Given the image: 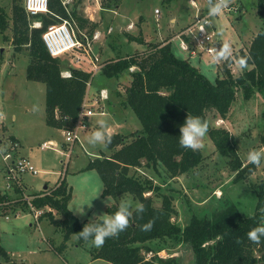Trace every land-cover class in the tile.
<instances>
[{
  "label": "rangeland",
  "instance_id": "374dc122",
  "mask_svg": "<svg viewBox=\"0 0 264 264\" xmlns=\"http://www.w3.org/2000/svg\"><path fill=\"white\" fill-rule=\"evenodd\" d=\"M23 1H20L22 5ZM61 1L68 13L67 21L70 23L76 38L83 44L78 51H68L59 55L67 63L63 69L76 67L90 71L92 76L95 75L91 87L98 84L110 87L114 83V79H106L97 72L102 64L115 54L107 42L112 35L116 38L113 43L118 45L117 50L122 55L146 51L148 43H169L172 49L181 56V50L177 45L178 40L173 36L188 26L196 15L208 12L209 5L208 0H192L194 3L191 0ZM102 2L110 5L102 7ZM114 3L119 4V12L114 14L115 16L111 13L107 14V10L112 9ZM0 5L4 9L8 21L6 30L0 32V109L8 117L6 129L4 130L3 125L0 129V140L3 141L2 148L4 149L9 147L10 140L15 142L14 149L10 148L12 157L9 162L15 157H28L37 171L36 174H22L17 191L14 190L17 187L14 185V180H8L1 176L0 186H3L4 179L5 185L8 182L12 188L9 197L10 200L14 201L11 204L14 209H8L7 213L12 215L17 211H26L35 215L36 211L34 210L39 209L43 212L50 210L48 206L37 209L30 206L29 203L35 194L40 195L43 190L54 188L57 182L64 177L67 184L69 183L72 187L68 208L81 221L86 220L88 222L99 219L97 217L99 215L110 214L106 208L114 203L119 207L120 200L124 196H130L134 201H137L129 194H123L116 199L103 196L102 191L101 194L99 193L103 185L99 174L94 169H85L92 157L101 152L109 153L108 149L93 148L86 143L85 138L98 126L96 122L91 124L92 121H90L88 122L89 127L78 130V139L70 151L67 149L64 140L66 129L58 131L55 127L45 124V85L42 82L26 78V66L29 61L27 53L24 50L22 52L13 50L12 0H0ZM156 9L158 13L155 12ZM77 17L87 21L82 28ZM210 18L211 24L216 30L215 32L213 29L214 36L220 49L226 41L231 44L232 55L228 58L232 62L227 67L233 75H238L241 70L238 68L237 61L244 58L252 38L260 28L264 27L256 13V0H230L229 7L222 14ZM93 19H96L97 22ZM92 23L96 25L93 30L90 29ZM117 25L121 27L118 28ZM125 32L141 36L144 43L141 45L139 42H129ZM188 44L191 49L193 45L190 42ZM135 48L137 49L135 50ZM195 52L197 54L193 56L198 55L200 60L203 58L205 63L201 61L200 68L204 70V74L210 80L224 74L223 63L228 58L214 60L215 54L202 53L197 50ZM182 53L187 57L186 59L192 62L190 60L193 57L190 56L191 54ZM131 69L133 67L124 71L122 76L116 79V91L123 93L125 87L129 85ZM126 74L128 78L125 77ZM95 98L98 101L96 104H90L89 107L94 106L93 108H97L96 111L100 113H103L104 110L107 111V109L113 112L107 104L112 97L103 100L99 96H95ZM85 99L83 103L88 107ZM112 100L117 102V98H112ZM101 116L107 118L111 131L116 133L128 134L141 128L138 118L130 107H126L121 112L117 110L114 117L94 114L91 119L97 121V118ZM205 119L210 127L225 128L232 134L233 143L244 164L249 162L246 155L250 150H264V145L260 142V135L264 134V99L259 93L255 92L250 99H244L241 90H238L225 119L220 118L214 111L207 112ZM3 122L5 123L4 120ZM48 139L55 142L57 148H42V143ZM204 145V148L200 149L203 160L190 171L169 180L168 184L174 189L173 206L175 212L172 215V220L185 225L192 214L202 218L209 214L212 206L216 205L217 200L222 197L231 200L243 216H251L257 203L256 193L252 187L254 184L264 183V162L255 165V170L249 175L245 174L246 178L243 181H234L236 171L229 164L231 156L220 155L208 133L204 138ZM1 159L0 155L2 167ZM129 174L141 178L149 177L157 183H161L164 176L160 167L155 170L148 164L131 167ZM11 183L14 184L11 185ZM44 184H47L45 189L42 188ZM153 198L155 205L161 204V197L153 195ZM81 205H84V215L75 212ZM52 212L55 216L60 217L55 210ZM40 216H34L35 222ZM30 221L31 219L27 214L9 220L0 216V245L18 262L21 261L24 264H65L63 260H66L72 264H112L102 259H90L88 257L90 243L76 247L77 237L74 234L67 241L68 247L62 251L61 256L53 250L38 251V246L41 245L43 248L47 244L45 239L52 244L57 243L59 245L62 234L46 218L40 221L39 227L33 221L30 225ZM159 244L164 246V249L158 253L148 252L146 254V257H152L156 264H159L158 258L167 259L171 257H176L178 264L194 263L193 251L189 245L183 242L179 244L174 240ZM0 264H6L1 256Z\"/></svg>",
  "mask_w": 264,
  "mask_h": 264
},
{
  "label": "trees",
  "instance_id": "16d2710c",
  "mask_svg": "<svg viewBox=\"0 0 264 264\" xmlns=\"http://www.w3.org/2000/svg\"><path fill=\"white\" fill-rule=\"evenodd\" d=\"M20 1L12 0L13 50L27 53L26 78L45 85L46 124L60 129L72 128L92 73L68 67L71 75L62 76L61 72L67 63L59 56L50 55L42 41V33L48 25L68 18L66 8L61 0H48L49 13L29 16ZM109 5L101 3L102 7ZM256 13L264 26V0H256ZM34 20L40 21L41 25L32 27ZM77 20L81 28L87 22L80 17ZM7 27L6 13L0 5V32H4ZM94 27L96 25L92 23L90 29ZM126 37L129 41L144 43L141 36L126 33ZM113 41L112 45L118 48ZM115 50L117 56L102 64L100 72L106 79L115 80L133 67L129 85L123 93L116 91V94L123 107L133 110L141 128L128 134L111 133V143L107 147L109 153L101 152L92 157L85 169L97 171L103 184V196L116 199L129 194L143 202L146 211L142 216L134 214L126 230L117 237L107 238L102 247L90 244L88 251L92 258L112 264H156L146 254L158 253L164 249L159 243L174 240L191 247L193 264H264V242H253L247 236L252 228L263 222L264 183L252 187L257 203L251 216H243L231 200L222 197L212 206L208 215L201 218L192 214L185 225L172 220L175 212L174 189L168 184L169 180L190 171L203 160L200 150L194 151L179 145L180 126L187 115H199L205 119L207 112L214 111L225 119L238 90H241L244 99H250L255 92L264 99V27L256 32L244 55L247 59L246 68L238 75H233L227 67L232 62L228 58L223 63L224 74L214 80H210L188 59L177 56L169 43H148L146 51L130 55H122ZM208 135L220 155L231 156L229 164L236 171L234 181H243L245 174L249 175L255 170V164H244L241 160L233 136L227 129L209 126ZM260 142L264 145V134L260 135ZM147 164L155 170L159 167L162 169L164 176L161 183L149 177L129 174L131 167ZM14 190H19V187ZM71 190L65 178H61L54 188L43 190L31 199L32 206L37 209L44 206L50 208L40 217L48 219L60 230L62 240L59 245L52 247L60 256L73 234L77 237L78 246L90 243L78 239V233L89 221L79 220L68 208ZM153 195L161 197L160 205L154 204ZM12 203L14 201L9 196L1 194V214H5L6 209H14ZM117 209L114 203L106 211L112 214ZM52 210L60 217L55 216ZM149 220L155 221L152 229L143 231L142 225ZM0 256L6 264H22L16 263L1 245ZM157 262L178 264V259L158 258Z\"/></svg>",
  "mask_w": 264,
  "mask_h": 264
},
{
  "label": "clouds",
  "instance_id": "9594fccd",
  "mask_svg": "<svg viewBox=\"0 0 264 264\" xmlns=\"http://www.w3.org/2000/svg\"><path fill=\"white\" fill-rule=\"evenodd\" d=\"M230 0H209V17H216L223 13L229 7ZM232 55L230 42H224L222 48L213 57L214 60L228 58ZM238 68L243 70L247 66V59L241 58L237 61ZM97 128L88 135L86 143L93 147L107 149L111 143V129L107 118H97ZM208 122L199 115H187L184 123L180 126L179 145L182 148L200 150L204 148V138L208 133ZM247 160L255 165L264 162V150L253 149L246 155ZM87 205V204H84ZM84 205L78 206L75 212L84 215ZM146 211L145 204L140 201H134L130 196L121 198L118 209L112 214H102L98 220H90L83 226L78 233V239L90 242L91 245L102 247L107 238L117 237L129 226L134 214L142 216ZM154 220H149L142 225L143 231H150L154 225ZM248 239L261 243L264 242V222H261L247 233Z\"/></svg>",
  "mask_w": 264,
  "mask_h": 264
},
{
  "label": "built area",
  "instance_id": "2783aa9c",
  "mask_svg": "<svg viewBox=\"0 0 264 264\" xmlns=\"http://www.w3.org/2000/svg\"><path fill=\"white\" fill-rule=\"evenodd\" d=\"M191 2L194 3V1L192 0ZM23 6L29 16H33L38 13H49L48 0H24ZM155 12L158 13V10L156 9ZM207 13L208 12L196 15L195 19L188 26L184 27V29L181 30L178 34L179 49L182 52H187L188 54H191L190 56H193L197 54L196 52L194 53V51L197 50L198 52H206L212 55H216L220 50L218 41L214 36L215 32L211 24V18L207 15ZM40 25V21H34L31 26L39 27ZM42 41L49 54L52 56H59L60 54L66 53L68 51H78L83 46L82 42L76 38L67 19H61L59 23L48 25L45 31L42 33ZM188 42L193 45L191 49ZM75 57L79 59V57ZM61 75L64 77H69L71 75V72L69 69H63ZM98 95L102 100L108 98L106 89H101ZM93 114H95V112L91 108L86 107L85 103L82 102L75 125L72 128L66 129L64 131V140L69 151L74 142L78 139V130L85 127V123L83 121L84 118ZM2 125L3 120L0 113V129L2 128ZM14 143V141L10 140L9 147L4 149L2 148L3 141L0 140V155L6 165V178L8 180L15 181V184L11 183V185L14 184L19 186L20 183L18 182L22 174H36L37 171L31 161L24 156L15 157L9 162V159H11L12 157L10 148L12 150L14 149ZM41 147L57 148L56 144L52 141L43 142ZM29 205L32 206L31 203H29ZM31 208L33 209V207ZM34 211H36L34 215L35 217L40 216L43 213V210L39 209Z\"/></svg>",
  "mask_w": 264,
  "mask_h": 264
},
{
  "label": "crops",
  "instance_id": "0c3cea01",
  "mask_svg": "<svg viewBox=\"0 0 264 264\" xmlns=\"http://www.w3.org/2000/svg\"><path fill=\"white\" fill-rule=\"evenodd\" d=\"M166 3V2H165ZM167 4V3H166ZM168 5V4H167ZM169 6V5H168ZM107 14H117L118 12H119V4L117 3V4H115V6H113V8L112 9H108L107 10ZM114 15V16H115ZM87 16V15H86ZM114 16H111L112 18H114ZM110 17V18H111ZM173 20V19H172ZM93 21H95V22H97V20L96 19H93ZM113 21L115 22V19H113ZM175 21V20H174ZM115 23H117V22H115ZM128 25V24H127ZM117 27L119 28V27H121V26H119V25H117ZM213 28H214V26H213ZM101 29H102V27H101ZM214 30H215V28H214ZM181 31V30H180ZM180 31H178L177 33H176V35H174L173 36V38H176L177 40H178V43H177V45H178V48H179V38H178V34L180 33ZM100 32H101V30L99 31V34H100ZM215 32H216V30H215ZM126 33H128V32H125L124 34H125V36H126ZM130 34V33H129ZM132 35V34H131ZM114 35H112L111 37H110V40L109 41H107L108 42V45L115 51V54L113 55V56H110L111 58L110 59H112V58H115L116 56H117V52H116V50L115 49H117L116 47H114L113 45H112V41H113V39H114V37H113ZM116 36V35H115ZM135 36V35H134ZM112 37H113V39H112ZM116 39V38H115ZM119 40H121L122 41V39H119ZM128 40V39H127ZM120 41V42H121ZM129 41V40H128ZM129 42H133V43H137V41H135V40H130ZM220 43V42H219ZM143 43H141V45H142ZM138 45V44H137ZM139 46V45H138ZM138 48V47H137ZM137 48H135V50L137 49ZM174 51V50H173ZM174 53L177 55V56H179V57H182V58H187V57H185L184 56V54L182 53V51H181V56L179 55V53H176L175 51H174ZM195 56H193V57H191L190 58V60L192 61L191 63L194 65V66H196L202 73H204L203 71L204 70H202L201 68H200V65H201V61L202 62H204L203 61V58L200 60L199 59V57H198V55L194 58ZM194 58V59H193ZM205 63V62H204ZM82 69V68H81ZM84 70V69H83ZM132 70V69H131ZM84 71H87L88 72V70H84ZM90 72V71H89ZM100 75H101V72H100V70L99 71H97ZM129 73V72H128ZM102 76V75H101ZM122 75H120V77H121ZM128 75L126 74L125 75V77H127ZM94 77H95V75L93 74V76H92V78H91V80L87 83V87H86V92H85V96L86 97H84V99L86 100V103H87V106H88V108H91L94 112H95V114L96 115H99V114H104V116H106V115H109V116H112V117H114V115H116V113H117V110L118 111H122V110H124L125 109V107H123L120 103H121V101H120V99H119V96H117V94H116V83H117V81H116V79L114 80V83H113V85H111L110 87H106V86H104L103 84H98V85H96L95 87H91V85H92V82H93V80H94ZM128 78V77H127ZM129 84V83H128ZM106 85V84H105ZM101 89H106L107 90V93H108V97H112L113 99H116L117 98V102L115 101V100H112V98H111V101L110 102H108L107 104L110 106V108H112V111L113 112H111V110L110 109H107V108H109L108 106H107V111H105L104 110V112L103 113H100L99 111H96V109L97 108H93L94 106H91V107H89L90 106V104H96V102L98 101V99L97 98H95V96H99L98 95V93H99V91L101 90ZM83 99V100H84ZM93 99V100H92ZM119 99V100H118ZM95 102V103H94ZM118 106V107H117ZM120 106V107H119ZM0 113H1V116H2V120H4L5 121V123L3 122V126H4V130L6 129V125L8 124V117H6V115L4 114V112L0 109ZM94 116V114L93 115H91V116H88V117H85L84 118V123H85V127L84 128H81V129H85V128H87V127H89V124H88V122H90V121H92L91 122V124H93V122H96V121H94L93 119H91V117H93ZM103 116V115H102ZM44 122H45V111H44ZM5 124V125H4ZM45 124H46V122H45ZM47 125V124H46ZM56 130H58V131H64V130H62V129H60V128H56ZM80 130V129H79ZM113 131H111V133H112ZM113 133H116V132H113ZM46 141H51L50 139H48V140H46ZM45 142V141H44ZM53 142V141H52ZM53 143H55V142H53ZM98 156V155H97ZM95 157V156H94ZM28 158V157H27ZM29 159V158H28ZM1 161L3 162L2 163V167H1V163H0V178H1V176H3V177H6V168H5V162L1 159ZM2 177V178H3ZM65 178V177H64ZM66 181V180H65ZM69 184V183H68ZM6 185H7V188H6ZM5 185V181H4V179H3V186H0V195L2 194V195H7V196H9V194H11L12 193V188L10 187V185H9V183L7 182V184ZM70 185V184H69ZM44 186H45V188L47 187V184H44L43 185V189H45L44 188ZM71 186V185H70ZM103 187V186H102ZM72 188V187H71ZM39 190V189H38ZM101 191H102V189L99 191V193L101 194ZM109 197V196H108ZM112 198V197H111ZM7 210L8 209H6V213L5 214H1V211H0V216H2L5 220H9L10 218H17V217H20V216H24L25 214H27V216H29L30 217V219H31V221H33V223L37 226V227H39V224H40V221H42L43 220V218H41V217H38L37 218V221L35 222V218H34V215L32 214V213H29V212H26V211H22V212H18L17 211V214H12V215H9V213H7ZM31 214V215H30ZM31 221H30V225L32 224L31 223ZM45 241H46V245L43 247V248H41L42 246L40 245V246H38L37 247V249H38V251H40V252H46V251H50V250H52V247L53 246H57L58 244L56 243V244H52L51 242H48V240L47 239H45ZM67 244V247H68V243H66ZM66 247V248H67ZM76 247H79L78 245H76ZM10 256H11V254H9ZM88 257L90 258V259H92V260H97V259H93L92 258V256H91V254H90V252L88 253ZM11 258L16 262V263H22L21 261H19L18 262V260L16 259V258H14V257H12L11 256ZM64 261V263L65 264H72V263H70V262H67L66 260H63ZM22 264H24V263H22Z\"/></svg>",
  "mask_w": 264,
  "mask_h": 264
},
{
  "label": "water",
  "instance_id": "95a60500",
  "mask_svg": "<svg viewBox=\"0 0 264 264\" xmlns=\"http://www.w3.org/2000/svg\"><path fill=\"white\" fill-rule=\"evenodd\" d=\"M44 188H45V186H44Z\"/></svg>",
  "mask_w": 264,
  "mask_h": 264
}]
</instances>
